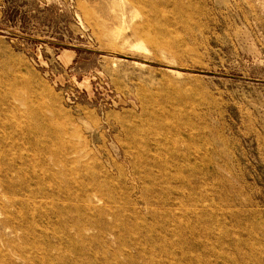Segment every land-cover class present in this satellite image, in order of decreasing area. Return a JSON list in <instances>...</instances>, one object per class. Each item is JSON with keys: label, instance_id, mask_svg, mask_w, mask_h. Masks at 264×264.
Masks as SVG:
<instances>
[{"label": "rangeland", "instance_id": "1", "mask_svg": "<svg viewBox=\"0 0 264 264\" xmlns=\"http://www.w3.org/2000/svg\"><path fill=\"white\" fill-rule=\"evenodd\" d=\"M131 1L0 0V79L15 76V110L41 135L5 141L0 118V264H264V0H151L158 16ZM143 130L159 160L139 178ZM55 134L109 192L100 206L118 218L105 222L123 235L91 230L74 252L64 239L48 261L61 228L50 203L62 194L42 171ZM166 216L170 227L153 222ZM138 222L166 246L127 256L150 231Z\"/></svg>", "mask_w": 264, "mask_h": 264}, {"label": "bare ground", "instance_id": "2", "mask_svg": "<svg viewBox=\"0 0 264 264\" xmlns=\"http://www.w3.org/2000/svg\"><path fill=\"white\" fill-rule=\"evenodd\" d=\"M131 2L134 5L149 6V8L155 10V13L157 14V16L160 14V12H162L161 7L156 8L151 3V0H132ZM148 26L149 25L147 26L145 25L144 28H135L133 30V33L134 34H144ZM116 28L120 29L119 31H122L121 26L119 27L117 26ZM22 84L20 85L22 86ZM16 85H17V79L15 78V76L13 77V79L12 78L8 79L6 82L5 80L0 79V118L1 117L3 118L1 119V124H2L1 126L8 125V132H9V135L5 136V141H9V140L14 141V139L18 137L19 138L18 140L25 141V139H29V140H32L38 143L41 140V135L39 136L36 132L33 131V129L37 127V121L35 117L29 118L26 115H23L22 112H19V109H18V112L15 110L17 108H15L16 105L14 104H16L19 100L18 99L19 96L18 97L14 96L16 95L14 94L15 89L19 87V86L17 87ZM24 99H25V95H24ZM18 106H20V104ZM35 109H32V110L35 111ZM148 112H149V109H148ZM31 113L33 114V111H30V115ZM36 113L37 112H35L34 116L36 115ZM152 116L155 118H158V116L155 113ZM149 135H152V132H149V131L147 132L144 130L142 131V133H140L139 136L136 135L135 136L137 137L136 146H135L136 150L131 152V154H133L134 156V159L131 160L132 175L139 176V178H141L139 169L144 168V167H148V169H150V166H153V164L151 163L148 164V162L152 161L153 163L155 162V160L156 161L159 160L158 156H156L157 152L155 153L153 150V147H156V148L159 147V143L157 142L150 143L148 141ZM55 137L57 138L55 140L56 142L55 147L57 146V148L55 149L51 147L47 149L48 150L47 153L50 156V159H49L50 163H46L45 161L42 167L43 173L47 174L48 177H50V183L56 187H59L58 193L62 194L61 196H58L56 199H54L50 203L51 209L53 211V215L57 219L56 223L61 224L60 226L61 228L58 231H55V230L53 231V237L57 240L60 239V244L58 246H53L52 241H50L49 243L50 250L48 251V253H46L47 257H49L48 261L49 260L52 261L53 259H56L54 255L50 254L51 252H55V250H57L58 252L61 253V251L65 250V247H63L64 245L62 244V241L64 239H66L67 244H69V247H71L70 252H74L77 249L84 251L83 246L77 245L74 239L78 238L81 240V241L78 240V242L81 245L84 244L87 241V239L84 236L86 235V233H88L91 230L99 231L100 234L97 236L98 239H101V237L104 236V232L106 230L111 231L114 235H116V237L123 235V234L120 235L121 232L118 234L115 233L113 230V227H110L105 222L108 219L107 217H109V219L113 218V220H116V221L118 218L117 212L119 209L118 210L115 209L113 206H110V204H105L103 206H100V202L101 200H103V198L105 199L107 203L109 202V196H108L109 192L106 193L102 189L103 185L101 183H98L96 180L86 181L88 171L91 169L90 165L89 164L83 165V161L77 160V152L74 150V146H72L71 143H69L67 140H65L60 135L55 134ZM181 140L182 139H179L178 142ZM178 142L174 143L175 148L178 146L179 144ZM184 142L185 141H183V143ZM140 148H144L145 151L141 152ZM53 169L54 170L57 169L58 172L56 174H53V171H54ZM12 182H13V179H12ZM62 185H64L63 188H60L62 187ZM71 186L72 188H70ZM90 191H92L93 193H91ZM17 193H18L17 189H14L12 185L13 201H18ZM94 193H97V195ZM2 196L5 197V195H2ZM57 205H60L61 209L57 208ZM73 211L77 213V217L70 215V213ZM172 218H178V217H176L175 215ZM172 218L166 216L160 220L153 221V222H162L164 224L167 223L170 227L171 222H173ZM148 224L146 222L145 223L138 222V226L136 227L135 232L140 231L141 226H143L142 231L146 229L148 230L149 229L148 226H150ZM185 230H188V229H185ZM135 232H128V233L130 234V236H134ZM153 232L154 230H150L145 235L144 237L145 243L143 244L141 243L136 246L133 245L130 247V249L122 248V250L127 252L128 254L127 256L133 257V258H136V257L140 258L146 254L151 255V254L157 253L156 249L162 248V246L165 247L167 244V241H164V237H162L161 232H159V234L156 233L155 235H158L159 237H161L160 239L162 242L159 245H155ZM172 232H174V230ZM158 242L160 241L158 240ZM177 245L181 249L182 248L184 249L185 247L190 248V247L197 245V241L194 237H191L190 239L183 241L181 244H179L178 242ZM54 247L56 248L55 250H54ZM156 257L158 258L157 261L151 258L149 259L150 261L146 259L145 263L146 264H154V263L159 264L164 256L163 254H156Z\"/></svg>", "mask_w": 264, "mask_h": 264}]
</instances>
